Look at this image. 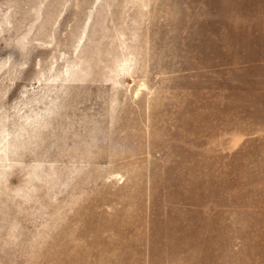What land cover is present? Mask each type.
Returning <instances> with one entry per match:
<instances>
[{
  "label": "rangeland",
  "instance_id": "obj_1",
  "mask_svg": "<svg viewBox=\"0 0 264 264\" xmlns=\"http://www.w3.org/2000/svg\"><path fill=\"white\" fill-rule=\"evenodd\" d=\"M0 264H264V0H0Z\"/></svg>",
  "mask_w": 264,
  "mask_h": 264
}]
</instances>
